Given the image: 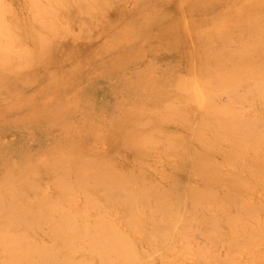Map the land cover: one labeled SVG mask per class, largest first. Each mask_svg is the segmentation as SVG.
Returning <instances> with one entry per match:
<instances>
[{
  "label": "bare ground",
  "instance_id": "1",
  "mask_svg": "<svg viewBox=\"0 0 264 264\" xmlns=\"http://www.w3.org/2000/svg\"><path fill=\"white\" fill-rule=\"evenodd\" d=\"M116 1L0 0V264H264V0Z\"/></svg>",
  "mask_w": 264,
  "mask_h": 264
},
{
  "label": "rangeland",
  "instance_id": "2",
  "mask_svg": "<svg viewBox=\"0 0 264 264\" xmlns=\"http://www.w3.org/2000/svg\"><path fill=\"white\" fill-rule=\"evenodd\" d=\"M120 1L122 2V7H123V10L124 12L127 14L126 16H124L123 18L119 19V17H117L115 20H114V27L111 28V31L113 32V34L115 35H118V36H121L122 34L116 30L120 29L122 26H128L129 25V21L133 18L131 17L132 14H135L137 17V12H139V10H141V3H140V0H117L116 3H115V6H119V3ZM115 7V8H116ZM115 8L110 11V15L111 13L114 14V15H120L121 13L118 12L117 10H115ZM140 8V9H139ZM112 16V15H111ZM157 16L159 17V15L157 14ZM157 16H154L152 18H148V16H141L142 19L144 20H147V21H154L157 19ZM113 17V16H112ZM167 18V16H163L162 19L163 21ZM141 28L144 27L143 29H141L143 31V34L142 36L144 38H146V45H148L150 48H151V53L154 54L152 56H155L157 57L158 59V64L159 65H163L162 67H160L161 69H164V64L162 62V60L160 59V56L159 55H163V54H168V55H175L179 52H181L184 55L188 54L187 51L185 50V46L184 45H174V46H164V44L162 45L161 43H158V40L154 37V34L155 33H158L156 29H158L159 26H155L153 23L150 25V24H143V25H140ZM150 26V29L146 30V27ZM242 30L246 29V27H241ZM72 34H74L72 32ZM159 34V33H158ZM187 36H191V34H185L184 36H182L181 38H179L182 42H188V39H187ZM63 38L67 39V38H70L68 37L67 35H63ZM159 38L161 39L160 35H159ZM74 41V40H72ZM189 42H192L193 44L190 43V45L192 47H197L198 46V43L195 42V41H189ZM73 48L76 46V44H73L70 42V44ZM156 45V48H155V51L153 49V46ZM133 50H137L139 51L140 55L142 57H145L146 59H148L147 56H145V51L143 48H134V47H131ZM106 51H104L103 53H105ZM93 58H89L87 59V62L92 60ZM156 62V61H155ZM102 98L105 99V101L108 99H112L110 96H108L107 93H105L104 91L101 92V96L99 98V100H101ZM40 101H42L41 98H39ZM113 100V99H112ZM47 111V110H46ZM22 114L20 113H4V114H0V116H2V119L0 120V124H3L2 125V128L0 129H5V128H8L7 125L8 123L10 125L13 124V122L15 121H23V117H20ZM10 130H13V129H10ZM15 132H18V134H11V132H7L5 134V137L10 141V142H16V144H19V143H25L27 145L30 144V146H32V148H36L37 147V139H39L40 137V134L41 133H36L34 132V134H29V135H24L25 131H21V130H18V129H15L13 130ZM0 145H4L2 143V141L0 140ZM161 164H158V162H156V164L158 165L157 168H161V167H164V170H163V173H167V174H170L173 172V167L171 166V164H165V163H162V162H159ZM156 165V166H157ZM180 172H178L179 174ZM181 177H185L184 174H182ZM227 184V183H226ZM260 189L263 190V188L260 186L258 187Z\"/></svg>",
  "mask_w": 264,
  "mask_h": 264
}]
</instances>
